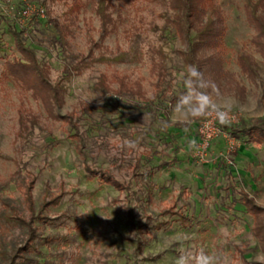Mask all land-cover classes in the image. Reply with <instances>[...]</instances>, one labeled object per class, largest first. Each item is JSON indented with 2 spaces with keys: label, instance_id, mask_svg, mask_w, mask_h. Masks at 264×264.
Masks as SVG:
<instances>
[{
  "label": "rangeland",
  "instance_id": "1",
  "mask_svg": "<svg viewBox=\"0 0 264 264\" xmlns=\"http://www.w3.org/2000/svg\"><path fill=\"white\" fill-rule=\"evenodd\" d=\"M73 1L0 0V251L24 243L14 220L29 219V198L35 238L25 264H174L181 251L200 249L228 264H264V233L254 235L237 200L241 190L264 208V143L229 136L217 119L205 139L199 129L207 116L184 123L174 112L187 67L196 65L219 90L217 103L236 101L222 125L264 127V37L247 20V0H213L222 33L192 63L166 21L168 0H104L105 24L98 0H79L68 15ZM256 13L264 22V0ZM12 29L50 85L65 64L86 65L42 101L7 69L20 58ZM101 77L105 93L96 89ZM100 172L123 190L98 182Z\"/></svg>",
  "mask_w": 264,
  "mask_h": 264
},
{
  "label": "trees",
  "instance_id": "2",
  "mask_svg": "<svg viewBox=\"0 0 264 264\" xmlns=\"http://www.w3.org/2000/svg\"><path fill=\"white\" fill-rule=\"evenodd\" d=\"M168 3L173 11L172 15L167 18L166 21L168 24L173 26L175 32L178 33L186 43V55L188 56L187 59L189 63H192V56L198 48H215L217 46L222 30H220L221 28L219 29L216 25V23L219 21V16L214 15L215 12L213 0H168ZM261 3L262 0H256L253 3L247 0L246 3L247 20L249 24L252 25L256 30L258 37H264V22L262 21V18L256 13V6H259ZM79 7V0H74L67 9V14L72 15L79 9ZM104 9V0H98L96 12L101 19L102 24H105L108 21V17L104 13ZM211 15H214V19L210 17ZM204 16L205 19L203 20ZM191 30L194 31V34L190 37L189 34ZM11 31L12 36L14 37L15 47L20 54V58L7 63V69L9 70V73L15 79L19 80L26 88L31 89L33 92L39 93V98L42 101H45L46 99L45 92H49L53 95V97H56L58 92L62 91V85L60 81L67 80L70 76L79 74L80 70L86 65V61L84 59H79L73 63L69 62L68 64H65L62 70L63 74L59 78L60 81L55 82L54 85H50L46 81L42 66L36 62L33 51L30 48L24 46V44L19 41V39L16 37L17 32H15V30L12 29ZM58 33V39L63 41L64 35L66 33V26L61 25L58 29ZM261 49L264 51V44ZM104 57L105 56L101 54L98 58H94V61H102L105 59ZM119 57L117 60L121 61ZM240 67H244L246 71L250 70L248 65L243 66L240 64ZM160 82L161 79L158 75L157 80L154 83L156 90L159 88ZM96 89L101 93H105L107 91V88L103 82V77H101L96 83ZM133 93L141 96L138 91ZM19 122L21 124L22 119H20ZM219 127L220 130L226 131L229 136L235 139H245V141L254 145H260L264 143V127L262 125L245 126L242 123H238L231 128L222 124H220ZM96 179L98 182L109 185L115 190H123L122 184L106 172H100L96 176ZM237 193L238 202L243 206L245 212L252 217L253 223L251 228L253 229L254 235L259 236L261 232L264 233L263 222L260 218V215L264 213V208L258 206L245 192L238 190ZM25 197L28 198L27 195ZM58 199V196H55L43 203L42 206L56 203ZM28 200L29 198L26 199L27 209L30 213L29 219L25 220L23 218L17 217L16 220H14V223L18 224L25 230V241L19 247L13 249L11 248L8 252L0 251L1 264H25L26 262L27 258L24 256V252L27 251L28 246L31 245L32 240L35 238L34 229L32 228V222L34 220V217L32 216V204H30ZM175 213V215H177V220L182 226H188L190 224V218L185 216L183 213Z\"/></svg>",
  "mask_w": 264,
  "mask_h": 264
},
{
  "label": "clouds",
  "instance_id": "3",
  "mask_svg": "<svg viewBox=\"0 0 264 264\" xmlns=\"http://www.w3.org/2000/svg\"><path fill=\"white\" fill-rule=\"evenodd\" d=\"M187 91L179 98L174 108L175 113L182 117L180 122L212 116L221 124H228L232 121V108L236 101L231 97H225L223 103H217L220 95L216 85L204 78L203 73L196 65L187 67V75L184 80ZM211 89V90H210ZM124 146L136 149L138 141L125 140ZM181 239H188L187 236ZM174 264H228L226 258L219 254L207 253L203 249L195 251H181L176 257Z\"/></svg>",
  "mask_w": 264,
  "mask_h": 264
},
{
  "label": "built area",
  "instance_id": "4",
  "mask_svg": "<svg viewBox=\"0 0 264 264\" xmlns=\"http://www.w3.org/2000/svg\"><path fill=\"white\" fill-rule=\"evenodd\" d=\"M216 120L215 116H207L204 122H201L199 132L203 135V138L208 139L210 135L214 133L212 123Z\"/></svg>",
  "mask_w": 264,
  "mask_h": 264
}]
</instances>
